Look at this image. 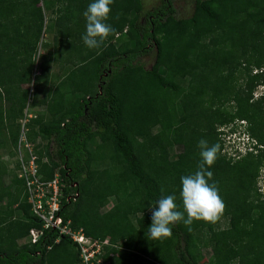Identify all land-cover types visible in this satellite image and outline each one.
Masks as SVG:
<instances>
[{
    "label": "trees",
    "instance_id": "trees-1",
    "mask_svg": "<svg viewBox=\"0 0 264 264\" xmlns=\"http://www.w3.org/2000/svg\"><path fill=\"white\" fill-rule=\"evenodd\" d=\"M27 1L33 6V15L38 16L30 17L35 26L42 18L39 0ZM65 1V10L54 20L58 36L46 52L41 73L32 79L33 83H45L49 65L66 64L61 65L66 67L63 75L47 92L46 119L32 123L33 138L43 141L41 154L46 158L45 163L38 161L39 173L48 180L57 171L66 185L64 195L77 192L74 202L62 200L57 213L62 222L69 220L70 229H80L92 241L107 239L109 243L101 247L103 254L97 256L105 264H264V199L260 200L259 194L250 199L254 172L219 155L209 169L213 173L209 183H216L225 204L224 227L218 225L221 219L215 224L194 221L189 230L180 221L172 227L171 237L163 241L148 236L149 212L159 199L176 195L182 211L180 179L197 171L199 140L206 139L212 145L219 135L203 104L228 91L222 81L216 85L196 81L195 71L210 68L212 76L227 65L232 55L229 51L220 55L223 45L235 47L239 60L247 63L249 43L252 64L264 57V0H195L188 18H174L172 0H161L159 8L145 14L142 25L138 20L141 0H114L106 23L115 31L105 45L94 50L82 40L86 32L83 13L93 0ZM243 15V20L239 19ZM10 20L0 22V148L6 134L14 150L19 129L16 120L22 117L27 99V90L21 86L31 77L30 58L41 27L37 24L34 33L29 27L25 32L11 33ZM121 34L126 41L114 45V36ZM128 40L133 44L128 45ZM149 45L154 60L144 70L135 60ZM252 87L247 86L243 100H248ZM2 101L7 103L4 109ZM179 103L181 112L174 123L171 116L178 113ZM254 104L264 110V99ZM189 107L195 111L188 120L185 110ZM224 122L221 118L217 124ZM27 128L30 132L29 125ZM153 128L158 130L150 137ZM129 136L140 137L145 143L156 139L165 147L182 146L176 159L180 170L174 177V188L162 189L142 168ZM93 138L101 141L95 147L101 150L88 147ZM108 146L112 152L107 157L104 150L108 151ZM255 146L242 157L251 155ZM104 158L106 167H92ZM11 176L9 185L0 188V201L5 199L0 224L7 225L10 240L7 245L0 244V264H75V244L65 235L58 236L49 228L43 229L35 242L29 241V231L40 230L42 224L29 210L23 181L14 173ZM85 195L89 198L83 199ZM108 198L113 200L111 208L99 214L97 207ZM86 199L93 201L92 205ZM23 238H28L27 242L16 246L15 241ZM203 247H209L211 253L205 262L200 253Z\"/></svg>",
    "mask_w": 264,
    "mask_h": 264
},
{
    "label": "rangeland",
    "instance_id": "rangeland-1",
    "mask_svg": "<svg viewBox=\"0 0 264 264\" xmlns=\"http://www.w3.org/2000/svg\"><path fill=\"white\" fill-rule=\"evenodd\" d=\"M260 1V0H259ZM142 2V10L138 17L139 24L142 25L145 22V14L150 12L156 8L161 6V0H141ZM195 0H172L170 3L171 9L173 11L172 16L174 18H188L191 16L193 12ZM44 4V5H43ZM67 2L65 0H39L37 4L38 7L41 8L42 18L40 20H36L35 26H33L30 21L31 15H33L32 5L28 3L27 0H0V12L2 15H6L7 17H3L0 15V22L6 21L7 19H11L12 21L9 32L21 33L31 29V33H34L36 30L37 24L41 27V30L38 34V40L36 43V48L31 55L30 61H32V69H31V77L25 85L21 87L27 90V99L23 109L31 118L28 119V124L30 132L28 141L33 145V151L35 152L38 160L40 161L43 158L41 154L43 141L40 139L37 141L33 138L34 127L32 125L33 121L41 118L42 120L46 119V111H45V101L47 100L46 95L47 92L52 89V86H55L58 79L63 75V72L66 70V64L64 62L60 63H52L49 65L48 74L46 79V84L43 81L39 83H33L32 79L34 76L39 75L42 70L43 60L47 57V50H51L53 45V40L56 37L57 27L54 23V20L62 15L65 10ZM112 7V5L110 6ZM76 9V8H75ZM78 13V12H76ZM75 12L70 13L69 15H74ZM129 17L133 15L129 13ZM33 17H38L33 15ZM245 15H243L241 20ZM82 21V20H81ZM126 29V28H125ZM125 31V30H124ZM115 35L112 43L114 45L120 44L121 41H126V36ZM58 36V35H57ZM118 36L119 40H115V37ZM128 45H132L133 42L128 40ZM250 47V48H249ZM220 48V46L218 47ZM254 50V49H253ZM231 52L230 59L227 62V65H222L220 71L213 72L210 76V68L206 69L204 67H199L195 71L196 81L204 82V84H209V81H212V85L219 84L222 81V85L224 90H227V95L217 96L211 98V100H204L203 108L208 111V115H211V118L214 121L212 128L216 130L218 133V137L215 136V144L218 143L220 145V151L218 155L223 158L225 161H229L230 163L239 162L241 166H246L249 172H254L252 181L250 182L252 185L253 195L250 199H254L257 194V197L260 200L264 199V110H258L255 107V101H258L260 98L264 99V57L261 58L256 65L252 64L251 58L254 57V54L251 51V43H249L246 51L248 52V56L250 63H247L244 60H239L238 53L239 51L234 47L231 48L228 45L221 46L220 55L222 53ZM255 53V52H254ZM154 60V50L152 47L144 53H142L135 61L141 65L144 70H148L150 66L153 64ZM63 63V64H62ZM64 65V66H61ZM208 70V71H207ZM163 73V72H162ZM254 75L258 76L257 78ZM254 81H260L255 84L253 87ZM210 84V86H211ZM247 86L252 87L250 96L248 100H243V96L248 92ZM210 89V88H209ZM246 90V91H244ZM209 92V91H208ZM254 104V105H253ZM2 109L7 107V103L5 101L1 102ZM181 104L179 103L178 113L176 112V116H171L175 118L173 121L176 123V118L180 116ZM187 119L189 120V116H191L192 111H195L193 108H187L186 110ZM189 113V114H188ZM23 114V113H22ZM23 116V115H22ZM223 118L226 122L223 124H217L218 119ZM18 124V119L16 120ZM213 123V122H212ZM164 128V126H163ZM157 128H153L149 131V136H155L157 132ZM239 132V136L237 133ZM28 137V136H27ZM4 141V145L0 148V188L6 187L9 185L11 181V175L13 172L12 164L15 162L14 158V150L9 145V140L7 139V135L4 134L2 136ZM248 139L252 144H255V149H253L251 155H247V157L243 156L245 151V141ZM129 140L131 142L132 148L138 157L142 168L156 180L157 184L162 189H172L176 186L175 183L177 178H174L175 175L180 170V167L176 165L177 155L182 151V146L174 145L172 147H165V144L162 142L158 143L156 139L151 140L149 143H145L142 141V138L129 136ZM101 141L98 138L91 139L89 143V148L92 151H99L101 149L96 150V146ZM156 144V145H154ZM260 144V145H259ZM41 147V149H40ZM151 147V148H149ZM259 150H258V149ZM53 149V147H52ZM104 150L106 156L108 157L109 152H112V147L108 146V151ZM107 159L104 158V161H97L92 165L93 168L103 169L107 166ZM238 163V164H239ZM5 167V169H4ZM237 174V173H236ZM234 175V174H231ZM186 176V175H185ZM235 177V175L233 176ZM181 180V179H180ZM11 188L10 190H12ZM88 195H85L83 199L89 198ZM91 199V198H90ZM86 199L85 201H90V205H92L93 201ZM5 199H1L0 201V209L3 207ZM113 204L112 198H108L107 202L103 205H99L97 211L99 214H103L108 211ZM82 207L87 208L88 206L82 204ZM94 217V216H93ZM133 221V218L130 217ZM226 219L221 218L219 221V227H224V221ZM7 235V225L0 224V244L7 245L10 243ZM28 238L18 239L15 241V245L19 246L27 242ZM92 241V240H91ZM104 243L97 242L101 247L102 245H106L109 242L107 239L104 240ZM74 252L76 254L75 264H81V260L79 257L80 251L75 245ZM202 256V262L210 256V248L203 247L200 250ZM103 254L102 248H100L98 255ZM96 254V259H99ZM100 264H105L100 262Z\"/></svg>",
    "mask_w": 264,
    "mask_h": 264
},
{
    "label": "clouds",
    "instance_id": "clouds-1",
    "mask_svg": "<svg viewBox=\"0 0 264 264\" xmlns=\"http://www.w3.org/2000/svg\"><path fill=\"white\" fill-rule=\"evenodd\" d=\"M114 0H93L83 13L86 20V32L82 36L84 45L88 49H99L105 45L107 38L114 33L115 29L106 23L111 12ZM240 133L237 134L239 136ZM245 151L250 152L255 144L248 139L245 141ZM197 147L200 150L201 160L194 174L181 177V200L182 211L178 210L176 195H168L159 199L156 206L150 210V226L148 236L152 240L163 241L171 237L172 227L180 222L190 226L194 221L204 223H217L223 216L225 204L219 195V190L212 180L213 173L209 169L214 165L220 145H209L206 139H200ZM186 214V219H185Z\"/></svg>",
    "mask_w": 264,
    "mask_h": 264
},
{
    "label": "built area",
    "instance_id": "built-area-1",
    "mask_svg": "<svg viewBox=\"0 0 264 264\" xmlns=\"http://www.w3.org/2000/svg\"><path fill=\"white\" fill-rule=\"evenodd\" d=\"M22 115L18 119V138L13 158L15 162L12 164V169L15 177L23 181L29 210L42 224L40 230L33 229L29 231V241L31 243L35 242L43 229L50 228L58 236L65 235L72 244L77 245L80 251L81 264H100V260L95 259L101 246L97 242L85 237L80 229H70V221L67 220L63 223L62 219L58 216L57 213L61 208L62 200L74 202L77 192L64 195L63 189L66 185L62 182L57 171H54L52 177L48 180H45L39 173L38 157L32 150L33 145L26 138L28 119L31 118V115L25 111ZM40 162L45 163L46 158H42ZM70 186L74 187L75 184H71ZM58 238L56 237L54 242H57ZM101 243L105 244V241Z\"/></svg>",
    "mask_w": 264,
    "mask_h": 264
}]
</instances>
